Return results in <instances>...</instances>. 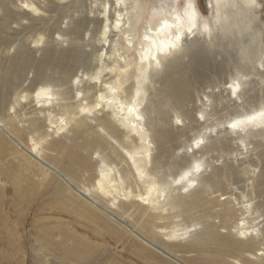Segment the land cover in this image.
<instances>
[{"label": "rangeland", "instance_id": "374dc122", "mask_svg": "<svg viewBox=\"0 0 264 264\" xmlns=\"http://www.w3.org/2000/svg\"><path fill=\"white\" fill-rule=\"evenodd\" d=\"M25 1L28 0H0L3 8H8L4 15L0 12V123L5 121L19 130L17 137L26 148L21 147L24 151L18 149L26 154L34 142H42L45 132L55 129L73 111L80 110L78 95L73 91L78 76L91 80V85L98 84V79H94L98 77L103 87L115 79L114 64L122 62L126 39H132V36L120 33L121 29L128 28L125 18L121 29L111 33L110 50L106 52L101 68V47L108 46L104 41L106 23L98 20L104 15L101 0H33L45 3L46 12L23 17L19 9L25 7ZM140 1L147 3V0ZM160 1L148 0L146 12L151 13L152 6L149 5H162ZM169 1L173 0L165 2ZM197 1L204 15L210 16L208 0ZM111 7H115V2ZM130 12L129 2L124 14ZM238 14L239 18L247 17L246 12L239 11ZM115 18L116 13L112 26ZM138 18L134 15L133 29L140 36L147 24ZM228 23L227 20L223 24L214 44L196 32L189 39L186 51L171 56L163 70L158 68L152 73L156 89H159L168 80L176 79V72H181L179 88L183 97L178 110L186 115L184 122L187 123L184 126V122L177 120L162 94L151 86L155 96L150 120H162L169 130L168 142L164 143L168 150L160 161L165 168L170 160L175 162V167L160 170L159 174L165 172V178L172 182L173 176L202 162L205 171L201 189L207 190L208 183L215 187L213 194L201 195L196 209L171 212L161 217L164 221L158 216V221H152L157 228L172 231L196 223L216 224V230L225 233L227 229L234 231V226L240 224L250 226L262 222L264 227V126L244 132L233 127L235 119L252 114L264 105V77L251 72L255 67L261 69L257 57L264 52V11L253 25L238 20L230 28ZM136 49L130 55L137 60L139 47ZM57 63L63 65L61 70L55 68ZM139 69L137 65L131 69L126 85L138 82ZM238 79L252 81V86L247 88L248 94L253 95L250 100L245 101L246 96L238 100L228 92ZM44 84L67 90L71 97L65 101L68 106L54 103L44 107L37 103L35 95ZM86 96L82 104L94 102L98 93ZM48 108H52V123L46 120L47 111L37 114L39 109L45 111ZM202 110L208 112L205 117L200 115ZM110 111L106 108L98 116L106 117ZM53 149L50 158H46L49 161L45 159L50 165L59 156V151ZM105 152L109 155L108 150ZM18 157L16 151L0 153V264H204L202 258L190 257L197 256V247L175 252L181 261L177 263L151 247H144L142 240L137 242L139 238L132 237L127 225L142 234L139 225L148 221L144 216H138V208L129 210V214H133L131 218L129 214L124 216L129 218L120 217L114 210L127 229L107 220L99 211L101 215L95 211L96 216L94 210L82 209V205L72 209L63 204L58 188L55 189L56 180L49 186L32 175L21 183L15 181L13 174L21 169ZM109 160L115 162L110 155ZM79 177L80 182L75 181L79 187L83 186L79 184L89 186L92 182L86 176ZM198 205H201V211H197ZM104 208L110 210L107 205ZM211 250H214L212 246H201V253ZM220 251L231 257L240 256L232 248H221Z\"/></svg>", "mask_w": 264, "mask_h": 264}, {"label": "bare ground", "instance_id": "6f19581e", "mask_svg": "<svg viewBox=\"0 0 264 264\" xmlns=\"http://www.w3.org/2000/svg\"><path fill=\"white\" fill-rule=\"evenodd\" d=\"M101 1L104 15L98 20L99 23H106L104 41L108 44V46L101 47L103 50L100 58L101 68L104 67L105 54L110 50L111 33L121 29L125 18L128 21V28L121 29L120 33L132 36V39H126L127 47L126 50L123 49L125 55L122 57V62L118 61L114 64L113 72H117V75L112 82L106 83L104 87L98 77L94 78L98 79V84L91 85V80L78 76L73 91L78 95L77 107L80 110L73 111L62 119L55 129L45 132L42 142H34L26 154L21 153L25 146H22L21 140L17 137L20 136L19 130L11 127L5 121L0 123V153L4 154L5 151L19 153L18 164L21 169L13 174L15 181L21 183L32 175L40 178L39 182L49 186L55 182L53 180H56L55 189L58 188L59 198H63V204L71 206L72 209L82 205V209L90 208L92 211L94 210L95 214L101 212L107 220L126 228L128 226L129 232L133 234L132 237L139 238L137 242L142 240L144 243H141L144 247H151L152 250L166 255L177 263H181V261L180 256L174 255L175 252L197 247L199 250L197 256L190 257L198 258V260L202 258L204 264H264V227L262 222L250 226L248 224L235 225L234 231L227 229L225 233L217 231L216 224L201 225V223H196L191 227L188 225L184 228L180 227L179 230L174 228L169 231L168 228L158 227V229L154 222L152 223L158 219V216L159 219H162V216L170 215L169 213L180 209L185 211L196 209V203L201 202L200 199L202 200L201 195L213 194L215 187L214 184L208 183L206 184L207 190L201 189V186H204L203 173L205 171V169L202 170L204 168L202 162L195 163L180 174L173 176L172 182L165 178V172L162 175L159 174L160 170L175 167V162L170 160L167 168L163 165L164 163H161L162 155H165L168 150L164 143L168 142L169 130L162 120L151 121L149 117L153 96H155L151 91V86H154V90L159 91L166 100V104L170 105L177 120L184 122L186 119V115L178 110V105L182 102L183 97L179 88L182 84L181 72H176V79L168 80L164 86L156 89L155 80L152 78L153 71L158 68L163 70L171 56L186 51L189 39L196 32L205 35L207 41L214 44L219 39L220 35L218 36V34L223 30V24L227 20L230 28L234 27L238 20L245 22L248 26L253 25L258 15L264 11V0H208L211 11L208 17L201 11L197 0H173L169 3L165 2L167 0H161L162 5L155 3L149 5L152 6L150 14L147 13L149 10L148 0L146 5L140 0ZM114 2L115 7L112 8ZM129 2L132 12L124 14ZM23 3L25 7L19 9L23 17L46 12L45 3L33 0ZM7 9H4L0 2L2 15ZM239 11L246 12L247 17L239 18ZM114 13H116L115 25L112 26ZM134 15L139 16L138 19L144 20L147 24L140 36L133 29ZM261 35L262 32L259 30L260 40ZM136 46L139 47L137 60L135 56L130 55L132 51L137 50ZM257 59L261 69L255 67L251 72L253 75L264 77V52ZM57 64L55 68L57 71L61 70L63 65ZM136 65L140 66L138 82L126 85L131 69ZM251 86V80L238 79L228 92H231L238 100L246 96L245 101H248L253 97L252 94H248L247 89ZM94 92L98 93L94 102L81 103L82 100L87 99L86 95ZM68 93L67 90L56 88L54 85L44 84L35 95V100L44 107L54 103L59 106H68L65 103L71 98ZM106 108L111 109L110 113L106 117H99V112H104ZM51 109L36 111L37 114L47 111L46 120L52 123ZM207 114L206 110L200 111L201 117H205ZM184 126H187L186 122H184ZM263 126L264 105L252 114L235 119L233 123V127L242 132ZM53 148L59 151V156L50 165L46 162L49 159L46 158H50L49 153L54 150ZM106 150L109 151L110 157L116 163L109 160ZM79 176H86L92 182L89 186L84 183L79 184L83 185L79 187L75 183V181H79ZM105 205L110 210L105 209ZM197 207V211H201L199 209L201 205ZM134 208L140 210L139 217L144 216L148 221L144 224L139 223L142 228L139 230L143 235L134 230L130 224L126 226V223L116 216L118 213L120 217H124L129 214V210ZM87 209L86 211H88ZM114 210L117 212L116 214ZM156 210L164 211L158 213ZM132 215L130 213L128 216L131 218ZM123 231L125 233V230ZM126 236L128 235L126 234ZM233 239L237 241H233ZM209 245L214 250L201 253V246L210 247ZM221 248H232L240 256L235 258L223 254L220 251Z\"/></svg>", "mask_w": 264, "mask_h": 264}]
</instances>
